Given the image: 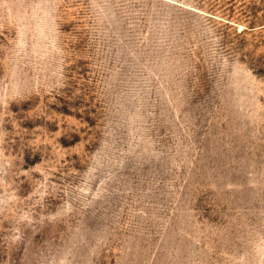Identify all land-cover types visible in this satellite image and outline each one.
Returning <instances> with one entry per match:
<instances>
[{"label":"rangeland","instance_id":"374dc122","mask_svg":"<svg viewBox=\"0 0 264 264\" xmlns=\"http://www.w3.org/2000/svg\"><path fill=\"white\" fill-rule=\"evenodd\" d=\"M0 264H264V0H0Z\"/></svg>","mask_w":264,"mask_h":264}]
</instances>
